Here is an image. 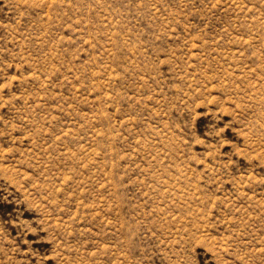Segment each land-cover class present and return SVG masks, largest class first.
<instances>
[{"label": "rangeland", "instance_id": "1", "mask_svg": "<svg viewBox=\"0 0 264 264\" xmlns=\"http://www.w3.org/2000/svg\"><path fill=\"white\" fill-rule=\"evenodd\" d=\"M0 264H264V0H0Z\"/></svg>", "mask_w": 264, "mask_h": 264}]
</instances>
